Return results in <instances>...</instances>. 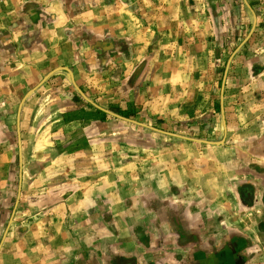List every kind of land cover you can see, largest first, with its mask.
Instances as JSON below:
<instances>
[{
    "label": "crops",
    "instance_id": "0c3cea01",
    "mask_svg": "<svg viewBox=\"0 0 264 264\" xmlns=\"http://www.w3.org/2000/svg\"><path fill=\"white\" fill-rule=\"evenodd\" d=\"M248 2L258 21L227 76L225 144L122 160L110 114L61 70L23 106L4 239L20 104L47 74L68 67L108 110L219 141L220 58L253 15L245 0H0V264H193L237 242L264 264V0Z\"/></svg>",
    "mask_w": 264,
    "mask_h": 264
},
{
    "label": "rangeland",
    "instance_id": "374dc122",
    "mask_svg": "<svg viewBox=\"0 0 264 264\" xmlns=\"http://www.w3.org/2000/svg\"><path fill=\"white\" fill-rule=\"evenodd\" d=\"M220 46H222V44ZM208 57L209 56H207V55L199 56V58L203 59L204 68H205L206 61H208ZM230 57H231V55H226V56L224 55V56H221V58H220V63H219V90H218L219 94H220V91L222 89L221 83L224 79L227 63H228V60L230 59ZM160 70L164 71V68L162 67V68H160ZM161 71H160V73H162ZM203 74L209 75V77H210V72L208 71V69L204 70ZM228 74H229V72H228ZM202 90H205V87ZM208 90L209 89H206V91H208ZM76 94L78 95L79 99L84 104V106H88L91 108L94 107V106L90 105L89 103H86L85 100L78 94L77 91H76ZM215 104H216L215 109H216V112L218 113V116H219V118H218L219 121L217 124L218 125L217 131L219 134L213 135L212 137L215 138L214 140H216V139L221 140L224 136V130H223L222 122H221L220 99ZM205 109H203V110L205 111ZM108 117H109V120L111 123L108 124L107 132H109V128H113V130L111 131L112 133H110V134L108 133L106 135L105 139H106L107 143H109V141L112 140L111 146H114L113 145L114 143L117 144L116 147H113V148L110 147V148L111 149L117 148L120 151V157L122 158V160L126 159V158H130L131 154H140V156H145L147 154V152H149V153L154 152V154H163L162 152L169 153V152H171L169 150H171V148H173V145H174V147L175 146L178 147L180 145H183L186 142H187L186 144H188L190 142V141L182 140L180 138H175V137H172V136H169V135H166V134L145 128V127L143 128L142 126L132 124L130 122H126V121L121 120L119 118H115L112 115H108ZM135 120L149 124L151 126L152 125H155V126L159 125L160 127L163 128V130L174 132V133H177L180 135H185V136L200 138V139H209V138H206L207 135H204V133H200V132L197 133V131H193L192 134H190L189 133V132H191L190 129L184 128V127L188 126L189 124H191L190 122H187L186 124L185 123H178L177 128H172V129L169 128L168 129V126L170 124L169 123L165 124L163 121L158 122V121H153V120H147V122H146L145 119H143V118L142 119L135 118ZM116 128H118L119 131H116L115 130ZM165 128H167V129H165ZM194 133H196V134H194ZM203 137H205V138H203ZM191 143H193V142L191 141ZM194 143H198V142H194ZM152 145H155V148H153ZM117 149H116V151H117ZM108 153H112V150L109 149ZM16 165H17V173H16L17 181H16L15 185H16V187H18V180L20 178L19 177L20 176V161L19 160H17ZM15 200L13 198L12 201L14 202ZM187 221H188V223L192 222V217L191 218L189 217V219H187Z\"/></svg>",
    "mask_w": 264,
    "mask_h": 264
},
{
    "label": "water",
    "instance_id": "95a60500",
    "mask_svg": "<svg viewBox=\"0 0 264 264\" xmlns=\"http://www.w3.org/2000/svg\"><path fill=\"white\" fill-rule=\"evenodd\" d=\"M246 4L249 6V8L251 9L252 11V15H253V23H252V28H251V31L248 35V37L244 40V42L240 45L239 48H237L235 50V52L231 55L230 59L228 60V63H227V67H226V71H225V76H224V79H223V83H222V91H221V113H222V119H223V129H224V136L221 140L219 141H210V140H206V139H199V138H194V137H189V136H185V135H180V134H177V133H172V132H168V131H164V130H161V129H158L156 127H153V126H149V125H146L144 123H141V122H138L136 120H132V119H129V118H126V117H123L111 110H108L102 106H100L98 103H96L94 100H92L85 92L84 90L78 85L76 79H75V75H74V72L68 68V67H59L55 70H53L52 72H50L49 74H47L44 79L41 81V83L36 86L35 88L31 89L26 95L25 97L23 98L21 104H20V108H19V115H18V125H19V154H20V184H19V193H18V197L16 199V202H15V206H14V210H13V214H12V217L9 221V225L6 229V232H5V235H4V239L10 229V226L11 224L13 223L14 221V216H15V213H16V210L18 208V204L20 202V197H21V192H22V178H23V150H22V138H21V129H20V120H21V112H22V109H23V106L24 104L26 103V101L28 100V98L30 96H32V94H34L41 86H43L53 75H55L56 73H58L59 71H66L70 74V77H71V81H72V84L75 88V90L78 92V94L87 102L89 103L90 105L94 106L95 108H97L98 110H101L102 112L106 113V114H110L116 118H119V119H123V120H126L128 122H132L134 124H138L140 126H143V127H146V128H150L151 130H154V131H157V132H160V133H163V134H166V135H169V136H172V137H175V138H180L182 140H188V141H194V142H199V143H203V144H211V145H222V144H225V141H226V137H227V134H228V126H227V120H226V110H225V88H226V80H227V76H228V72H229V69L231 67V63L234 59V57L236 56V54L238 53V51L240 50V48H242L249 40L250 38L252 37L253 33L255 32L256 30V26H257V21H258V18H257V14L255 12V10L252 8V6L249 4L248 0H245ZM3 239V240H4ZM1 248V246H0Z\"/></svg>",
    "mask_w": 264,
    "mask_h": 264
},
{
    "label": "flooded vegetation",
    "instance_id": "af4514ba",
    "mask_svg": "<svg viewBox=\"0 0 264 264\" xmlns=\"http://www.w3.org/2000/svg\"><path fill=\"white\" fill-rule=\"evenodd\" d=\"M236 244L232 248V254L230 255L228 253L224 254L222 251L224 247H221L211 258H205L193 264H245L244 257L238 255L240 249L238 248V242Z\"/></svg>",
    "mask_w": 264,
    "mask_h": 264
},
{
    "label": "trees",
    "instance_id": "16d2710c",
    "mask_svg": "<svg viewBox=\"0 0 264 264\" xmlns=\"http://www.w3.org/2000/svg\"><path fill=\"white\" fill-rule=\"evenodd\" d=\"M103 117H107V115L105 113H102Z\"/></svg>",
    "mask_w": 264,
    "mask_h": 264
}]
</instances>
